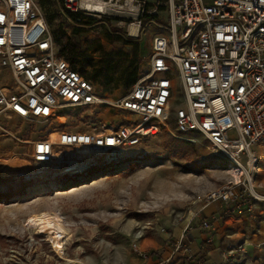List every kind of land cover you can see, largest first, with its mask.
<instances>
[{
	"label": "built area",
	"instance_id": "1",
	"mask_svg": "<svg viewBox=\"0 0 264 264\" xmlns=\"http://www.w3.org/2000/svg\"><path fill=\"white\" fill-rule=\"evenodd\" d=\"M54 2L67 27L84 26L93 17H113L120 26L130 23L126 30L130 40H139L150 29L166 34L151 38L146 71L122 97L109 100L59 56L36 0H0V132L14 138L7 126L13 118L51 126L59 124L57 115L65 120L67 109L104 106L122 114L110 132L65 127L55 130L54 141L49 140L54 131L32 141L15 140L29 145L26 156L33 163L52 165L61 158L62 149L77 154L133 147L156 138L161 130L190 145L198 144L201 137L226 160L227 172L241 170L238 176L229 173L230 181L206 194L202 207L220 203L225 216L242 217L255 203L264 202L253 184L255 170L264 162V0ZM108 4L129 9L113 12ZM166 19L168 25L162 26L159 22ZM131 26L136 33H131ZM1 71L10 84L2 82ZM173 74L178 79L177 93ZM214 220L200 223L209 234L208 242ZM151 226L145 224L134 239L154 230ZM156 231L165 233L162 227ZM184 234L185 230L173 245V253L185 255L179 264H212L195 258L183 246ZM58 236L64 249L65 238ZM131 248L142 259L150 256L137 242ZM222 256L220 264H243L244 244L224 249ZM260 260L264 264V255Z\"/></svg>",
	"mask_w": 264,
	"mask_h": 264
},
{
	"label": "rangeland",
	"instance_id": "2",
	"mask_svg": "<svg viewBox=\"0 0 264 264\" xmlns=\"http://www.w3.org/2000/svg\"><path fill=\"white\" fill-rule=\"evenodd\" d=\"M36 1L53 37L63 44L67 36L79 45V63H89L84 78L90 81L94 69L107 63L119 74L137 63L139 75L144 73L151 38L166 34L150 29L139 40H130V23L120 26L113 17H93L84 26L67 27L54 0ZM159 23L168 25L167 19ZM1 74L2 82L10 84L9 76ZM118 77L109 86L101 79L92 83L101 97L115 100L127 91ZM172 77L177 93L178 79L176 74ZM64 114L65 120L57 115L59 124L51 126L13 118L7 126L14 138L0 132V182L12 178L7 185L0 183V264H120L134 257V234L145 224L151 223L154 230L143 238L156 227L171 233L174 223L182 222L195 205H203L206 194L231 180L226 160L206 140L198 137V144L190 145L165 130L137 146L77 154L62 149L55 164L33 163L26 156L29 145L15 138L32 141L54 131L49 136L54 141L55 130L65 127L110 131L122 115L104 106L71 108ZM167 124L174 128L171 121ZM68 167L76 169L63 173ZM253 180L257 193L264 196V162ZM49 230L65 235L62 250L47 237L56 254L45 238Z\"/></svg>",
	"mask_w": 264,
	"mask_h": 264
},
{
	"label": "crops",
	"instance_id": "3",
	"mask_svg": "<svg viewBox=\"0 0 264 264\" xmlns=\"http://www.w3.org/2000/svg\"><path fill=\"white\" fill-rule=\"evenodd\" d=\"M260 170V168H258ZM225 209L220 203L206 207L195 205L190 214L182 222L174 223L172 232L149 233L150 237L138 240L141 251L150 254L149 258L134 257L122 259L120 264H168L184 263L183 252L173 253V245L185 230L183 246L188 247L195 258L207 260L212 264H220L224 258V249L230 246L244 244L246 261L243 264H262L264 255V202L255 203L253 209L242 217L225 216ZM214 220V230L211 242L207 241L209 234L200 228L204 220Z\"/></svg>",
	"mask_w": 264,
	"mask_h": 264
},
{
	"label": "trees",
	"instance_id": "4",
	"mask_svg": "<svg viewBox=\"0 0 264 264\" xmlns=\"http://www.w3.org/2000/svg\"><path fill=\"white\" fill-rule=\"evenodd\" d=\"M72 34L74 36L77 35L78 30L74 29ZM54 40L57 46L59 47V56L65 58L68 61L69 65L75 70H77L84 77L85 69L89 66V63H79L82 54L79 45L67 36H65V42L63 44H61L59 40L55 37ZM110 64L111 63H107L97 69H94L93 73L90 76L91 81L97 82L101 79L102 85L109 86L113 83L114 76L118 74V76L120 75V77H118L119 79L117 78V81L121 83L125 91L128 90L137 81L139 77V67L137 63L131 64L127 70H123L122 72H120V74L117 73ZM8 180H12V178H9ZM8 180H4L0 183L7 185L9 183ZM19 184L20 185L18 186V188L19 190H22L24 188V185H22V183Z\"/></svg>",
	"mask_w": 264,
	"mask_h": 264
},
{
	"label": "bare ground",
	"instance_id": "5",
	"mask_svg": "<svg viewBox=\"0 0 264 264\" xmlns=\"http://www.w3.org/2000/svg\"><path fill=\"white\" fill-rule=\"evenodd\" d=\"M111 11H113V12H119L120 10H122V9H124V10H127L128 11V9H126V8H122V7H120V6H118V5H111V4H108V5H106ZM97 10L99 9V6H97V8H96ZM130 30H131V33H136V27L135 26H131V28H130ZM60 116H62V118L64 119V117H63V115H60ZM110 131H111V127H110ZM110 131H106V132H110ZM57 156H59V154H57ZM68 170H70V171H72L73 169H70V168H67L66 170H65V172H67ZM240 172H241V170H235V171H231V172H227V173H231L232 175H234V176H238L239 174H240ZM59 234H61V235H63L64 236V238H65V235H64V233H63V231H57V233H55L54 232V230H49L48 232H47V234H45V238L47 239V241L52 245V243H51V241L53 242V243H58V244H60V248H61V250L63 249L62 248V244H61V240H59ZM44 236V235H43ZM51 240H49L48 238ZM52 247L55 249V247L52 245Z\"/></svg>",
	"mask_w": 264,
	"mask_h": 264
}]
</instances>
